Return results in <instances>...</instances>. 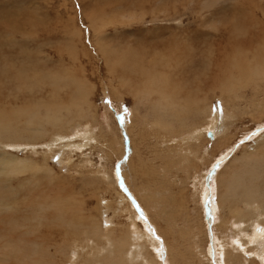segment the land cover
Returning <instances> with one entry per match:
<instances>
[{
  "label": "rangeland",
  "instance_id": "rangeland-1",
  "mask_svg": "<svg viewBox=\"0 0 264 264\" xmlns=\"http://www.w3.org/2000/svg\"><path fill=\"white\" fill-rule=\"evenodd\" d=\"M147 1L152 2L150 4ZM156 1L158 0H0V66L6 70V78L0 80V116L1 113H9L11 118L18 120L19 112L40 107L45 114L46 103L58 96L57 93L50 92L55 91L54 89L61 90L64 81L65 84H71L76 93L71 100L73 106L67 103L69 95L65 92L54 101L55 111L58 116H62L61 122H70L69 133L47 126L46 131L38 136L44 139L37 142L36 139L27 137L0 141V149L9 152L10 156L26 161L27 165L34 163L33 165L39 168V171L34 172L19 171L15 174L0 175V217L1 213L5 212L14 217L8 219L11 222L0 224V264H73V261L68 259L70 250H73L72 245L76 244V250L79 244L90 241L88 232L99 231L103 234L105 231L107 235L113 232L115 237L123 238L132 227L137 211L142 215L138 218L139 225H142V220H152L154 227L160 226L158 235L163 236L161 239L163 238L170 248V251L165 249L164 260L159 264H178L179 261V264H214L204 253L208 251L206 248H210L215 242L212 238H219L230 244L239 236L241 239L242 232L246 237L251 233V228L246 227L247 220L242 222L245 225L243 231V228H239L237 220L229 215L228 221H221L216 190H219L220 180H223L225 175L227 178L232 169L242 173L241 178L245 177V173L252 172L262 179L261 183L264 182V170L259 169L264 167V145L261 146L264 139L260 140L264 136V93L260 95L257 108L245 102L241 108L237 106L238 102L229 110L222 108L221 115L225 118L220 120L223 122L217 114L222 107L221 102L217 101L218 98H213L214 102L209 106L194 111L200 117L198 124L208 125L213 120L212 123L215 122L216 127H221L220 124L224 123V132L227 134L225 138L222 132L224 141L222 136H215L216 139H208L206 136L209 141L201 144V148L195 140L189 141L188 137L170 144L159 142L155 139L159 128L157 130L153 123L132 128L135 125L134 108L137 103L131 90L122 86L127 77L124 73H128L136 62L135 56L140 60L147 54L151 55L154 44L170 43L172 38L176 39L170 43L174 46L171 49L173 56H179L183 47L178 41L187 39L193 43L194 30L200 33V38H196L197 46H193L198 47L194 50L197 61L209 51L207 48L212 50L214 60L220 61L227 54L225 47L229 36H232L231 19L237 4L234 0H210L213 1L212 6L205 4L207 0ZM258 1V7L253 13V22L248 26L249 32L243 37L247 43L242 48L249 57L257 48L264 50V0ZM163 3L165 15L159 13ZM200 11L202 13H199ZM175 17L177 19L174 20ZM168 18L170 19L166 20ZM254 22L257 25L252 27ZM254 31L260 33L258 38L252 37ZM102 43L108 51L102 50ZM194 53L193 50L186 52L193 56ZM211 60L206 59L208 63ZM204 67L206 66H202L201 70ZM211 73L209 76H212ZM209 76L206 78L210 80ZM195 78L194 76L189 79V87H194ZM55 82H59L57 87ZM214 91V94L219 93L216 96L219 97V87ZM208 95L215 97L212 92ZM67 106L70 107L69 112ZM137 115L139 117V112ZM17 123L20 125V121H15V124ZM57 135L80 136L69 142L56 141V146L46 147ZM176 143L178 147L185 145V148L191 144L197 150L189 162L183 161L189 163L188 165H182L176 158L185 152L183 147V150H176ZM249 153H252L256 163L249 161ZM226 154L229 156L226 157ZM139 155L142 156L138 158ZM222 157L226 161L218 166ZM170 158H176L177 161ZM215 166L220 168L213 173ZM180 167L181 170L178 169ZM0 169H6V166L0 163ZM212 173L214 175L211 179ZM33 177L38 178L37 183L40 180L49 182L50 187H41L35 193L34 189L38 184L33 182ZM207 178L210 179V188L215 190L213 197H216L215 207L218 208L215 210L219 219L218 221L216 217L217 221L213 222L216 226L207 221V207L202 198V192L206 191L203 187H207ZM240 187L237 194L242 195L244 191ZM262 187L264 186L253 187L252 190L256 192L252 191L251 196L257 194ZM140 189L144 192L141 193ZM41 193L44 194L42 198ZM30 194H36V197ZM150 197L153 200H149ZM21 198L30 200V210L15 213L12 209L13 202L17 200L21 203ZM53 198L64 206L65 203L72 204L73 213L70 212L64 220H59L54 212L40 211L38 203L43 199L50 201ZM143 200H147L149 206ZM133 203L139 205L137 209L133 207ZM163 207L166 209L161 210ZM262 207L260 211L264 209ZM33 214L37 215L38 222H41L38 231L37 221L32 220ZM71 219L72 222H69ZM257 226L264 228V218ZM24 229L27 230L25 234ZM246 237H242V240ZM244 241L245 246L249 245ZM101 249L103 248L96 249L94 256L89 254L91 249L89 252L85 251L81 261L90 264L89 260L92 258L102 257L99 252ZM230 249L223 256L224 264H262L250 256L252 252L261 249L260 245H251L244 253L239 252V256ZM245 254L248 255L245 257Z\"/></svg>",
  "mask_w": 264,
  "mask_h": 264
},
{
  "label": "bare ground",
  "instance_id": "bare-ground-1",
  "mask_svg": "<svg viewBox=\"0 0 264 264\" xmlns=\"http://www.w3.org/2000/svg\"><path fill=\"white\" fill-rule=\"evenodd\" d=\"M160 1H162V0H158V1H156V3H159ZM234 1L236 2L237 5L233 9L234 13L232 14V19H231V23H232L231 26L233 27L231 29L232 36H229V39L227 41V45L225 47L227 54L220 61L214 60V57L212 56V50L210 48H207V49H209L210 52L208 51L205 54V56H202V58L198 59L199 61H197V59H196L197 56L194 53V50H197L198 47L193 48V46L198 44V42L196 41V38L197 37L200 38V33H198V31H196V30H194L193 43L190 42L191 40H189V42H188L187 39L185 41H178L180 46L183 47V49L180 51L179 56L177 54L173 56L174 53L171 49L174 46L170 44L176 40L173 38L169 41L170 43L154 44L155 48H153V52H151L152 53L151 55L147 54V56L145 55L146 57H144L140 60H139L138 56H135L136 62L131 67V69L128 70V73L123 72L125 75H127V77H126L125 81H123V83H122V86H127L129 88V90H131V93L133 94V96L135 98L134 100L137 103L135 108H134V110H135L134 112H136V114H135L136 116L134 118L135 125L132 128H135V127L139 128L142 126H147L148 123H153V125L155 126V128H157V130L159 128V133L157 132L155 134V139H157L159 142H167L170 144L173 141L175 142V140L179 141V140H182V138H184V137H188L189 141L195 140L196 143L201 147V144H205L204 142L207 143L209 141L205 138L206 136L208 139H210L211 137H212V139H216V138H214L215 136L221 137L223 135L222 132H224L225 125L223 123V124H220L221 127H218V126L216 127L215 122L212 123L213 120H211V122L206 121V122L210 123L208 125H200L201 123L198 124V122H197V121H199L200 117L194 111H197L198 109H200L203 106H209V104L214 102L212 100L213 98L214 99L218 98L217 99L218 103L221 102L220 105H222L221 109H219L217 111V114L220 116L219 120H220V118L222 119V117H224L221 115L223 110L231 109V107H233L232 105L235 104L236 102H238L237 106L239 108H241V106L244 105V102L249 104L251 107H255V108L258 107V104L260 102V101H258L260 99V95L261 94L263 95V93H264V50L262 48H257L256 50H254L252 52V54L250 53V56L251 55L252 56L249 57L247 55L246 51H244L242 47L245 45V43H247V41L245 39H243V37H245L246 34H248V32H249L248 26L250 25L249 24L250 22H253V19H254L253 13H254V10L258 7L259 1L258 0H234ZM147 2H149V1H147ZM147 2H146V4H147ZM151 2L152 1H150L149 3L151 4ZM212 2L213 1L207 0V2L205 4L211 5ZM154 4H155V2H154ZM164 5H165V3L160 5L162 11L159 13H163L165 15ZM132 7H130V8H132ZM202 12H203V10H202ZM202 12L200 11L199 13H202ZM169 19L170 18H168L166 20H169ZM175 19H177V18L175 17L174 20ZM255 25H257V24L254 22V23H252L251 26L254 27ZM259 34H260L259 32L255 33V31H254L252 33V37L258 38ZM184 38H186V37H184ZM203 38H204V36H203ZM242 39H243V41H242ZM189 46H191V47H189ZM103 49L107 50V48H105L103 43H102V50ZM159 50H161V51H159ZM192 50H193L195 58H194L193 54H186V52L189 53V52H192ZM167 52H170V54H168ZM176 52L178 53V51H176ZM248 52H249V50H248ZM137 55H139V54H137ZM212 58H213V60H211ZM206 59L208 61L209 60H211V61L208 63V61H206ZM118 60H120V59L118 58ZM132 64H133V62H132ZM123 65H125V64H123ZM214 65L216 66V68ZM202 66H206V67H204L203 70H201ZM134 68H135V70H134ZM210 73L212 74V76H209ZM5 74H6V70L4 71L2 69V67L0 66V80H4L6 78ZM124 74H122V75H124ZM194 76L197 79L195 78V85L193 88H191L188 86V82H189V79L193 78ZM207 76L210 77V80L208 78H206ZM256 77H257V79H256ZM211 79H213V81H211ZM55 84H56V82H55ZM211 84H212V86H211ZM58 85H59V82H57L56 87ZM62 85H63V87L61 90H63V91H61L60 89H54L55 91H52L50 93H57V95H58L56 97V99H57V98L61 97L62 93L65 92L66 95H69L67 98V103L70 104L71 106H73L74 104H72L71 100L76 95L75 90L72 89L71 84H65V81L62 82ZM127 87H125V88L128 89ZM217 87H219V90H220V96L219 97H216V96H218L219 93L214 94V92H215L214 90L217 89ZM69 90H71V91H69ZM210 92H212L213 95H215V97H209L208 94ZM66 95H65V97H66ZM55 100H50L49 102L46 103L45 108L42 107V108L46 109L45 114L42 113L41 107L38 109L35 108L33 110L26 109V110L19 112V119L18 120H17V118H15V119L11 118L9 113H6V114L1 113V116H0V141L2 142L4 139H6L8 141L11 138L12 139H18V138L25 139L27 137L28 139H31V138L36 139V142H37L40 139H42V140L44 139V138H39L38 136L42 135L44 133V131H46L45 129L47 128V126H51L53 128H59L60 130H62V132L67 131L69 133L70 122H65V123L61 122L62 116H58L59 114L55 111V109H56V107L54 105ZM81 100H85V99H81ZM62 104H64V103H62ZM64 106H65V104H64ZM222 108H223V110H222ZM67 109L69 112L70 107L67 106ZM247 109H249V108H247ZM137 112H139V117L137 115ZM241 114H242V112H241ZM24 115H25V118H24ZM205 115L208 116V114H205ZM223 115H224V113H223ZM206 117H204V118H206ZM142 119H144L146 121L143 122ZM209 119H210V116H209ZM130 120H131V118H130ZM219 120L218 121L216 120V121L219 122ZM15 121H20V125L18 123L15 124ZM203 121L204 120H202V122ZM221 122H223V120ZM205 124H207V123H205ZM217 125H219V123ZM88 133L91 134L90 132H88ZM78 134H80L79 131H78ZM225 134H226V132H224V136H225ZM78 136H80V135H76L75 137H69L66 135L65 136L57 135L56 136L57 138L55 137L56 139L54 141L50 142L51 144H46L47 146L46 145L45 146L49 148L50 146L55 145L56 141H60L61 143L62 142H69L71 140H74ZM127 136H129L128 132H127ZM7 138H9V139H7ZM225 138H226V136H225ZM184 139H186V138H184ZM262 139H264V136H263V138H260V140H262ZM6 140H4V141L6 142ZM223 141H224V137H223ZM257 141H259V140H257ZM124 143H126V142L124 141ZM259 143H260V141H259ZM119 144H121V143H119ZM175 145L177 146L178 143H176ZM263 145H264V142L261 144V146H263ZM184 146L185 145L182 146L184 150L182 149L181 145H179V147L177 146V149L175 148L176 150L182 149L183 152L185 151L184 153L182 152L183 153V155L181 154L182 156H178L177 154H175L178 156V157L176 156V158L179 159L181 164L186 163V162H183L185 160H187L189 162L190 157L193 156L194 153H197V150L195 148H193L191 146V144L187 145L188 148H185ZM208 146H210V145H208ZM156 147H157V145H156ZM17 149H19V148H17ZM26 149H28V148H26ZM154 149H157V148L154 147ZM0 150L2 151L0 153V163L2 165L6 166V169H0V175L1 174H7V173H9V174L14 173L15 174V173H18L19 171H22V172L23 171L34 172L36 170L39 171L38 166L33 165L34 164L33 162H32L33 164L28 163V165H27L26 161L19 160L18 158H14L15 156H10L9 155L10 153L4 151L3 149H0ZM123 150H125V147H123ZM169 153H171V152H169ZM175 153H177V152H175ZM180 153H181V151H180ZM220 154H222V153H220ZM249 154H251L249 156L250 157L249 161L252 163H256L252 153H249ZM141 156L142 155H139L138 158H140ZM225 156L227 157L229 155L226 154ZM176 158H170V159H175L177 161ZM167 159H169V158H167ZM225 161L223 158L221 163H219L218 166H221L222 163H224ZM249 161H247V162L250 163ZM262 161L264 162V157H262ZM182 165H181V167H182ZM218 166H215L213 168V171H212L213 173L220 168ZM181 167L178 169L181 170ZM259 169L264 170V167H259ZM259 169H258V171H259ZM161 170H162V168H161ZM185 170L186 169H184V172H185ZM234 170L235 169L231 170V174L229 176H227V178L225 177L226 176L225 175L223 180H220L221 178L219 179L220 180L219 190L218 191L216 190L217 197L219 199V202H218L219 203L218 205L220 206L219 211H220V214L222 215L221 221L225 222V221H228L227 218L229 216L233 217V218H235V220H237V222H238L237 224H238L239 228L242 229L245 226L244 224H242V222H245V220H247L246 227L251 228L252 231L250 230L251 233L250 234L248 233L249 235L247 237L244 235L245 233L242 232L241 239H240V236L237 235V237L238 236L239 237L235 241L233 240V242L230 244L224 243L219 238H212L215 240V242L212 243L210 248H206V251H207V249H208V251L207 252L204 251V253L206 256H208V259L210 262L214 261V264H217V262H219V264H224L225 261L223 260V256H225L227 254V250H229V248H231L230 251L238 254V256H239V252L244 253L246 251V249L248 247H250L251 245L252 246L253 245H260L261 249L252 252V254L250 256L256 258L262 264H264V228L258 227V226L256 227L258 222H261L264 218V209H261V211H260L261 206H263L262 208H264V187H262L261 190L259 189L260 191L257 194H254L251 196L252 191L256 192L255 190H252V188L257 187L258 185L264 186V182L261 183L262 179L260 180L252 172H247L245 174L243 173L245 177L241 178L240 176L242 175V173H240V172L237 173ZM172 171H176V170L172 169ZM187 172H189V171H187ZM167 173H168V171H167ZM213 173L210 176L211 179H212V176L214 175ZM257 174H259V173H257ZM263 174H264V171H263ZM186 175H187V173H186ZM185 176H184V178H185ZM186 177H188V175ZM180 178H182V176ZM37 179L38 178L33 177V182L38 184V187H36L34 189L35 193L38 192V189L41 187H44V186L50 187L49 182L46 181V183H44L43 180H40L39 183H37ZM244 179H246V180H244ZM263 179H264V176H263ZM181 181H182V179H181ZM181 181H179V182H181ZM119 182H120V180H119ZM174 182H175V180H174ZM209 182H210V179H208V181H207V184H206L207 187L206 186L203 187V189H205L206 191L202 192V195H203L202 198H203L204 202L206 203V207H207L206 208L207 221H209L213 224V222L217 221L216 217H217L218 212L216 213V210L218 207L217 208L215 207V201L214 200L216 197H213V192L215 190L213 191V189L210 188ZM213 182H215V180H213ZM169 185H171V184H169ZM239 186H241L240 188H242V191H244V193L242 195L237 194V192H239V191H237ZM152 188H154V187H152ZM132 190H134V189L132 188ZM140 190H141V193L144 192L142 189H140ZM171 190H173V189H171ZM30 195L36 197V194H30ZM43 196H44V194L41 193L40 198H42ZM172 196H174V194H172ZM168 197L171 198V196H168ZM21 199L19 201H21ZM150 199H151V197L149 198V200ZM172 199H173V197H172ZM178 199H180V198H178ZM151 200H153V199H151ZM138 201H139V199H138ZM143 201L145 204H147L149 206L147 200H143ZM154 202H157V201L154 200ZM164 202H166V201H164ZM167 202H169V201H167ZM29 203H30V200L26 199V198H23L21 203H18L16 200L13 202L12 209L15 211V213L19 212L21 210L28 211V210H30V207H29L30 204ZM38 204L40 206V211L43 212V211L48 210L50 212H54L55 216L59 220L60 219L64 220L65 216L73 211L72 210V208H73L72 204L70 205V203L69 204L65 203V206H64L59 201H55L54 198L50 199V201L43 199ZM159 204L161 205V203H159ZM19 205H21V206H19ZM138 206L136 204H134L133 207H136V209H137ZM140 206H142V205H140ZM184 206L185 205L183 204V207ZM19 207H21L23 209H20ZM181 208H182V206H181ZM215 208H216V210H215ZM255 208H256V210H255ZM147 209H149V208H147ZM153 209H155V208H153ZM162 209H166V208L163 207V208H161V210ZM145 210L143 211L144 213H145ZM72 213L70 214V216L72 215ZM149 213H150V211H149ZM149 213H147V214H149ZM8 216H10V214H7L6 212L1 213L0 224L1 223L7 224L8 222H11L8 219H13L14 217L10 216L8 218ZM140 216H142L141 212H139V211L135 212V219H133V222L131 224L132 227L130 228V230L127 231V233L125 234V236L123 238L115 237L113 235V232H110L108 235L106 234L105 231L103 232V234H101L99 231L88 232L87 236H90L91 240L88 241L87 243L79 244L80 246H78L76 248V250H74V245H76V244L72 245L73 250L72 249L70 250L71 253H70V257L68 259L73 261V264H79V262L84 263L81 261V259H82L83 253L85 251L89 252V249H91L89 254L91 256H94L93 254L96 251V249L103 248L99 251L100 254L102 255V257L96 256L95 258H92L91 260H89L90 264H159L160 261L164 260L165 249L166 250L168 249L170 251V248L167 247L166 241L163 240V238L161 239V237H163V236L158 235L160 226L158 227L155 224L156 227H154L152 225V222H151L152 220H148V221L142 220L141 221L142 225H139L138 218ZM81 217H83V216H81ZM48 218H51V217H48ZM162 218H164L163 215H162ZM217 219H218V217H217ZM32 220L37 221L36 224H38V225L36 227H37V231H38L39 226H41V224H40L41 222L40 223L38 222L37 215H34ZM155 220H156V218H155ZM218 221H219V219H218ZM65 222L66 221H64V223ZM69 222H72V219ZM66 223H68V222H66ZM214 226H216V224ZM224 227H225V225H224ZM21 228H23V227H21ZM160 229H162V227ZM233 229H234V227H233ZM244 229L245 228H243L242 231ZM166 230H169V229H166ZM35 232H36V230H35ZM238 232L240 233L241 231L239 230ZM25 233H27L26 229H24V231H23V234H25ZM242 237H246L244 240H246L247 243H250V245L245 246V241L242 240ZM84 238H85V236H84ZM231 241H232V239H231ZM96 243H97V245H96ZM173 243L175 244V242H173ZM197 247H199V246H197ZM232 252H230V253H232ZM246 255H248V254H245V257H246ZM191 256H192V254H191ZM183 258H185L184 255H183ZM197 259L198 258L196 257V260ZM251 259L249 261H251ZM236 260H237V258H236ZM198 261H200V260H198ZM190 262H191V260H190ZM179 263H180V261H179ZM187 263H189V262H187ZM252 263H254V261ZM84 264H86V263H84ZM212 264H213V262H212ZM248 264H249V262H248Z\"/></svg>",
  "mask_w": 264,
  "mask_h": 264
},
{
  "label": "crops",
  "instance_id": "crops-1",
  "mask_svg": "<svg viewBox=\"0 0 264 264\" xmlns=\"http://www.w3.org/2000/svg\"><path fill=\"white\" fill-rule=\"evenodd\" d=\"M250 245V243H248Z\"/></svg>",
  "mask_w": 264,
  "mask_h": 264
}]
</instances>
